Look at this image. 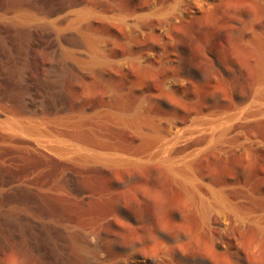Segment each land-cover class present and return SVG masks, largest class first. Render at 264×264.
<instances>
[{
    "label": "rangeland",
    "instance_id": "1",
    "mask_svg": "<svg viewBox=\"0 0 264 264\" xmlns=\"http://www.w3.org/2000/svg\"><path fill=\"white\" fill-rule=\"evenodd\" d=\"M169 3L0 0V264H264L250 221L208 262L199 209L264 221V0Z\"/></svg>",
    "mask_w": 264,
    "mask_h": 264
},
{
    "label": "bare ground",
    "instance_id": "2",
    "mask_svg": "<svg viewBox=\"0 0 264 264\" xmlns=\"http://www.w3.org/2000/svg\"><path fill=\"white\" fill-rule=\"evenodd\" d=\"M229 1L230 0H170L169 5H166V6L169 7L168 10H171V15H172V11H174L175 15H172V16H174V18L176 19L178 17H186L190 14L193 15L196 13H202L208 9H211L214 6L217 7L218 5L223 4V3H227ZM64 6H66V5H64ZM63 8H65V7H63ZM152 8H153V6H152ZM71 14L72 13L70 11H65L62 18L67 19L71 16ZM159 15L161 16L162 14H159ZM172 16H171V19H172ZM167 20H168V18H167ZM127 29H128V27H127ZM139 31L141 32V28L139 29ZM13 123H10V124H13ZM223 125L224 126L221 127V125L218 123H212L211 127L213 130H216L219 134H221L225 129L223 127L226 126V123ZM8 126H11V125H9V122H8ZM14 129L15 128L13 127L12 130H14ZM9 130H10V127H9ZM17 131H18V129H17ZM43 139H44V137H43ZM45 140H47V139H45ZM58 143H57V146H58ZM62 144H66V143L63 142ZM62 144L60 146H62ZM54 145L56 146L55 143H54ZM67 145H63V146H67ZM60 146H58V147H60ZM170 146H171V144L169 142L162 143L159 150L155 154L160 159L165 161L167 164L173 163V160L171 159V157L169 155ZM60 151L67 153V151H63V149H61ZM72 152H73V150H72ZM199 209L201 210V214L204 217V226H205L206 238H207V256L206 257H207V261L210 263H212L213 256L216 254V250L214 249L215 244L221 243L222 247L227 252H229V251L230 252L234 251L235 253L237 252L236 251V247H237L236 241H237V237H238V232L244 228V224L247 221L252 222L253 225L259 230V232L264 233V221H262V216H253V217L248 216L246 213H244L240 209H238L235 205H231L230 203H228L221 193L211 192L209 198H207L206 200L202 199ZM216 228L219 231H228L229 236L233 241V250H232V248L227 249L226 245H224L225 240L222 238L221 235H219V236L216 235V232H215ZM179 229L177 230L178 232L180 231ZM77 248H78L77 244L75 243L74 239H72V241L70 243V250H71L72 255L74 256L73 264H83L81 259L79 258V253H78ZM132 255H133L132 253L127 254V255H125V254L121 255L120 256V264H144L143 261L138 260L136 257H134ZM200 256H202L201 250L199 249V247L196 246L195 243L192 244V242H191V249L189 252L190 261H193V264H200V260H199ZM168 261H166V262L162 261V264H167ZM169 264H173V261L171 260Z\"/></svg>",
    "mask_w": 264,
    "mask_h": 264
}]
</instances>
